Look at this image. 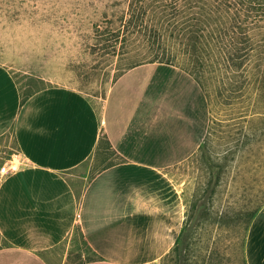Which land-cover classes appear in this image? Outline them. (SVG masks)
<instances>
[{
    "label": "rangeland",
    "instance_id": "1",
    "mask_svg": "<svg viewBox=\"0 0 264 264\" xmlns=\"http://www.w3.org/2000/svg\"><path fill=\"white\" fill-rule=\"evenodd\" d=\"M81 1L0 0V63L15 72L24 90L35 85L23 61L30 47L58 52L55 56L61 62L51 59L48 68L66 72L74 68L68 63L67 49L76 41L63 36L50 41L44 32L23 23L15 32L1 19L43 18L44 14L49 23L53 19L93 21ZM93 65L86 74L93 72L89 77L71 75L74 84L67 80L39 84L47 85V90L66 88L62 91L66 97H81L94 107L103 120L101 144L110 143V129L122 147L102 151V159H136L169 171L184 210L185 231L178 252L183 253L189 242L190 264H247L250 215L264 205V88L251 85L243 96L232 91L224 103L216 95L218 78L208 86L207 95L194 75L179 64H144L116 82L109 77L121 72L117 66L111 67L107 60L97 68ZM10 145L2 147L1 155L19 152L16 144ZM80 239L78 231L62 246L67 250V264L94 256ZM6 247L10 244L0 233V250ZM164 257L154 264H163Z\"/></svg>",
    "mask_w": 264,
    "mask_h": 264
},
{
    "label": "crops",
    "instance_id": "2",
    "mask_svg": "<svg viewBox=\"0 0 264 264\" xmlns=\"http://www.w3.org/2000/svg\"><path fill=\"white\" fill-rule=\"evenodd\" d=\"M64 89L44 88L22 103L0 63V156L8 142L22 159L16 171L0 173V233L10 244L0 264H67L62 246L78 231L99 256L79 264L160 261L183 228L177 185L153 163L102 159L121 145L110 129V143L101 144V117ZM246 256L247 264H264V205L250 223Z\"/></svg>",
    "mask_w": 264,
    "mask_h": 264
},
{
    "label": "trees",
    "instance_id": "3",
    "mask_svg": "<svg viewBox=\"0 0 264 264\" xmlns=\"http://www.w3.org/2000/svg\"><path fill=\"white\" fill-rule=\"evenodd\" d=\"M80 3L93 21L53 19L49 23L44 14L43 18L1 19L3 25L7 21L15 32L23 23L44 32L50 41H57L60 36L76 41L68 45V63L74 68L66 72L48 68L51 59L61 62L55 56L58 52L53 49L48 52V47L45 51L43 46L39 50L30 47L28 60L23 61L28 63L27 70L35 85L29 84L27 90L6 66L19 85L22 103L46 88L44 82L67 80L69 84L72 76L89 77L93 72L86 74L91 64L97 68L106 60L121 71L109 77L113 82L128 70L154 62L183 66L207 95L208 86L218 78L216 95L223 97L224 103L232 91L243 96L251 85L257 84L259 90L264 88V0H82ZM258 210L250 215L251 221ZM184 231L185 226L180 236ZM180 236L163 264L165 261L179 264V260H183L180 264H190V243L184 245L183 253L178 252ZM97 257L95 253L89 260Z\"/></svg>",
    "mask_w": 264,
    "mask_h": 264
},
{
    "label": "built area",
    "instance_id": "4",
    "mask_svg": "<svg viewBox=\"0 0 264 264\" xmlns=\"http://www.w3.org/2000/svg\"><path fill=\"white\" fill-rule=\"evenodd\" d=\"M0 158L3 159V162L0 164L1 176L16 171L22 164L21 156L17 150L10 153L7 157L0 156Z\"/></svg>",
    "mask_w": 264,
    "mask_h": 264
}]
</instances>
